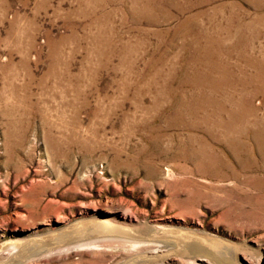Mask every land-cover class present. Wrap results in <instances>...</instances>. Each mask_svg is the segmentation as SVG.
Instances as JSON below:
<instances>
[{
    "label": "rangeland",
    "instance_id": "1",
    "mask_svg": "<svg viewBox=\"0 0 264 264\" xmlns=\"http://www.w3.org/2000/svg\"><path fill=\"white\" fill-rule=\"evenodd\" d=\"M263 74L264 0H0V264H264ZM199 93L247 150L176 119Z\"/></svg>",
    "mask_w": 264,
    "mask_h": 264
},
{
    "label": "bare ground",
    "instance_id": "2",
    "mask_svg": "<svg viewBox=\"0 0 264 264\" xmlns=\"http://www.w3.org/2000/svg\"><path fill=\"white\" fill-rule=\"evenodd\" d=\"M253 80L258 81V78L257 77L253 78ZM262 87H263V84L260 85V88H262ZM252 92H255V90ZM250 94H252V93H250ZM156 101L159 104L165 103V102L169 101V97L161 96L160 98H157ZM178 102H179V104H178L179 107H178V110L175 111L176 119L178 118V116H179V118H181L182 116L185 115L187 117H190L189 119H193L195 121L202 122L204 124V127H205L208 135H210L211 137L214 138L215 135L219 133V137L222 139V141L225 142L228 146H230L232 151L235 154H237L240 150H247V148H245L246 143L244 141H242L243 137L247 134V128L249 129L250 127H260L261 126V123L259 121H253L252 123L249 122V118L254 115L253 110H250V109L245 110L242 107H240L239 105H236V104L240 103L238 101L236 102V104H234L233 103V96H231L230 94H228L227 96H221L220 97V96H214V95H200V93H199L198 95L180 96V97H178ZM199 115H200V117H199ZM255 138L256 139L253 141H256L257 139H259L258 135L257 136L255 135ZM215 139L218 140V137H216ZM199 141L201 143H204V141L202 139H199ZM256 144H258V143H256ZM210 151H209V149L206 148V146H204L199 150V152L198 151L195 152L196 154H194V156H195L194 159L197 160L198 163H202L203 161L209 160V159H211L210 155L212 154V153H208ZM249 156H250V154H249ZM199 165H201V164H199ZM71 236H72V234L70 233L69 235H64L60 239L57 238L53 242H59V243L66 242L67 243L70 240ZM176 236L177 235H175L173 237H176ZM171 239H172V237H171ZM189 240H190V238L188 236H181L180 235L179 238L176 237L175 242L177 244L181 245L182 250L185 253L189 252V254L196 253L195 249H198L200 252H205V251L209 252V254H211L214 257H215V254H218L219 257H221L220 256L221 254H225L222 252V249L220 250L218 248V246L217 247L215 246V249H213V247H212V249L207 250L206 249L207 247L204 246L201 242L198 241L195 244V243H193V241H189ZM82 241H84L85 243L81 244L80 246H82V245L98 246L97 243H99L101 240L95 241V239H91V240H82ZM103 242H105V241H102L100 243H103ZM120 242H121V245L123 247H128L130 249L137 248L139 245V243L137 245V243H134V242L127 240V239L123 240V241L121 240ZM176 243L173 242L172 246H174ZM52 245L55 246L54 244H52ZM57 245H58V243H57ZM121 250H122V248H121ZM221 262H222V264H228L229 263V261H227V260H221Z\"/></svg>",
    "mask_w": 264,
    "mask_h": 264
}]
</instances>
